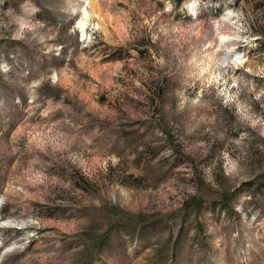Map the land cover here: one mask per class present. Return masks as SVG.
Returning <instances> with one entry per match:
<instances>
[{"label":"rangeland","instance_id":"obj_1","mask_svg":"<svg viewBox=\"0 0 264 264\" xmlns=\"http://www.w3.org/2000/svg\"><path fill=\"white\" fill-rule=\"evenodd\" d=\"M96 1L0 0V264H264V0Z\"/></svg>","mask_w":264,"mask_h":264},{"label":"bare ground","instance_id":"obj_2","mask_svg":"<svg viewBox=\"0 0 264 264\" xmlns=\"http://www.w3.org/2000/svg\"><path fill=\"white\" fill-rule=\"evenodd\" d=\"M89 6H90L89 9L92 10V11H94L95 13L93 14L88 9L83 8V18L78 23V27L80 28L81 32L84 35L86 33L85 31H86V29L88 27L89 22L92 21V20H95V19L97 20V24L96 25H98L99 29H101L102 26H105V24L103 23V20L101 19V10H100V6L98 5V2L96 0H89ZM190 7H192L193 9H195V4H191ZM246 67L248 69L252 68L253 67V63H250L249 62L248 64H246ZM98 71H99L98 72V76L99 77H102V82L105 84V82L109 80L108 79V75H110V71H108V72H107V70L102 71V69L101 70H98ZM55 76H56V74H55ZM56 80H57V83L59 85H61L63 87H67V85H68V79H67L66 75H64L63 73H57Z\"/></svg>","mask_w":264,"mask_h":264},{"label":"trees","instance_id":"obj_3","mask_svg":"<svg viewBox=\"0 0 264 264\" xmlns=\"http://www.w3.org/2000/svg\"><path fill=\"white\" fill-rule=\"evenodd\" d=\"M184 0H180L179 2H183Z\"/></svg>","mask_w":264,"mask_h":264}]
</instances>
